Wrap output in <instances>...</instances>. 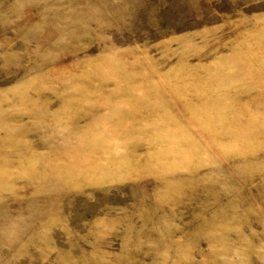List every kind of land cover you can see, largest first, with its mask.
<instances>
[{"label": "rangeland", "instance_id": "1", "mask_svg": "<svg viewBox=\"0 0 264 264\" xmlns=\"http://www.w3.org/2000/svg\"><path fill=\"white\" fill-rule=\"evenodd\" d=\"M0 264H264V0H0Z\"/></svg>", "mask_w": 264, "mask_h": 264}]
</instances>
